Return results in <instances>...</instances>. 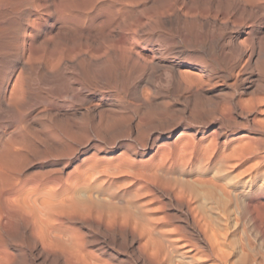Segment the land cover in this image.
<instances>
[{"label":"rangeland","instance_id":"1","mask_svg":"<svg viewBox=\"0 0 264 264\" xmlns=\"http://www.w3.org/2000/svg\"><path fill=\"white\" fill-rule=\"evenodd\" d=\"M33 1L0 31L33 159L0 264H263L264 0Z\"/></svg>","mask_w":264,"mask_h":264},{"label":"bare ground","instance_id":"2","mask_svg":"<svg viewBox=\"0 0 264 264\" xmlns=\"http://www.w3.org/2000/svg\"><path fill=\"white\" fill-rule=\"evenodd\" d=\"M39 1H41V0H39ZM48 1V0H47ZM59 1V0H58ZM63 1V0H62ZM61 1V3H60V1H59V3L61 4V8H63L64 6V4H62L63 2ZM70 0H68V2H69ZM72 1V0H71ZM244 1V0H243ZM262 1V0H261ZM53 2V1H52ZM73 2H75V0H73ZM37 2L36 1H33V0H0V31H1V29L2 30H6L5 31V33L7 32V30H8V27L9 26H11L12 27V23L15 21H13V18H14V15H20L21 16V19L22 20H20L21 22L23 21V22H25V20H26V22H28V24H30L31 26H34V25H38V24H36L37 23V21L36 20H30L28 17H29V14L31 13V10L35 7V4H36ZM57 3V2H56ZM70 3V2H69ZM72 3V2H71ZM45 4H47V3H45ZM60 4H59V6H60ZM74 4H76V3H74ZM244 4H246V3H244ZM244 4L242 5L243 6V8L245 9V7H244ZM257 4V3H256ZM264 4V3H263ZM37 5V7H39L38 6V4H36ZM73 5V4H72ZM248 5V4H247ZM252 5V4H251ZM40 6H42V5H40ZM49 6H51V5H49ZM49 6H46L47 7V9L49 8ZM238 7L239 6H241V5H237ZM253 6V9L255 8L254 7V5H252ZM252 6H250V7H252ZM46 7H45V10H46ZM70 8H71V6H69ZM52 8V7H51ZM50 8V9H51ZM56 8H58V7H56ZM75 8V7H74ZM241 8V7H240ZM247 8V7H246ZM257 8V7H256ZM40 9V8H39ZM44 9V8H43ZM55 9V8H54ZM66 9V8H65ZM248 9V8H247ZM251 10H253L252 8H250ZM45 10L44 11H41V12H43V13H46L45 12ZM68 10V9H67ZM239 10V9H238ZM256 10V9H255ZM48 11V10H47ZM50 11V10H49ZM49 11L47 12V13H49ZM51 11H53V10H51ZM264 11V10H263ZM60 12H61V9H60ZM65 12V14H63V15H66L67 16V13H66V10L64 11ZM63 12V13H64ZM253 12V11H252ZM56 13H58V12H56L55 11V14ZM71 13V12H70ZM259 12H257V14H258ZM61 14V13H60ZM69 14V13H68ZM72 14V13H71ZM259 14H262L261 13V11H260V13ZM57 15V14H56ZM59 15V14H58ZM48 16V15H47ZM51 16V15H50ZM73 16V15H72ZM72 16L70 17V18H72ZM26 17L28 18V19H26ZM58 17V16H57ZM264 17V16H263ZM33 18V17H32ZM64 19H65V17H63ZM67 19H69V18H67ZM80 19V18H79ZM16 21H17V19H16ZM19 22V21H18ZM21 22L20 23H18L17 25H21ZM69 22V21H68ZM66 23V22H65ZM39 24H41V22H39ZM68 24V23H67ZM72 25V24H71ZM14 26V25H13ZM22 26V25H21ZM23 29H24V24H23ZM37 27V26H36ZM38 28V27H37ZM36 28V29H37ZM13 27L9 30V32H13ZM22 29V28H21ZM4 31H2V33H3ZM33 32H35V30L33 31ZM33 32H31V33H33ZM2 33H0V34H2ZM6 34H8V32L6 33ZM3 35H5V34H3ZM8 35H11L10 37H15V36H13V34L12 33H9ZM7 35V36H8ZM26 35V34H25ZM19 36V35H18ZM28 36V35H27ZM0 37H2V35H0ZM5 38L4 39H6V41L4 42L3 41V43H6L5 45H4V47L3 48H5L6 47V50H8V53H10L11 52V54H12V51H9V49H12L13 50V47H10L9 48V44L11 43L10 41L12 40V39H10V37H6V36H4ZM25 37V36H24ZM3 38V37H2ZM16 38V37H15ZM3 39V40H4ZM19 39H21L20 37H19ZM18 39V40H19ZM30 39V38H29ZM1 40V39H0ZM14 40V39H13ZM12 40V42L14 43V41H17L16 39L13 41ZM3 43H2V41H1V43L0 44H2L3 45ZM12 45V44H11ZM10 45V46H11ZM4 51H5V49H4ZM243 52V51H242ZM7 53V52H6ZM7 53V54H8ZM6 55V54H5ZM4 56V55H3ZM6 58V57H5ZM7 58H8V56H7ZM10 58H11V56H10ZM8 74V73H7ZM11 74H13V73H11ZM9 77V76H8ZM11 78V77H10ZM16 78V77H15ZM18 78V77H17ZM17 78L16 79H14V82L13 83H15V80H17ZM9 79V78H8ZM20 79H21V77H20ZM5 80H6V78H5ZM10 80V79H9ZM16 82H19V81H16ZM167 82V81H166ZM13 83H11V85L13 84ZM18 84V83H17ZM20 84V83H19ZM0 86H2V85H0ZM1 88V87H0ZM7 88V87H6ZM11 88V87H10ZM14 88H16V85L14 84ZM5 90V89H4ZM2 91V90H1ZM8 91V90H7ZM15 92H16V90H15ZM6 93V92H5ZM8 93V92H7ZM11 93H12V95H14V91H13V89H12V92H10V97H11V99H10V102H11V100H13V96L11 95ZM20 93V92H19ZM0 94H1V92H0ZM19 95V94H18ZM18 95H17V97H18ZM21 95V94H20ZM1 98H2V96H1ZM0 98V99H1ZM19 98H20V96L18 97V98H16L17 100H19ZM7 99V98H6ZM21 99V98H20ZM2 100V99H1ZM5 99L3 98V101H4ZM6 101V100H5ZM20 101V100H19ZM8 102V101H7ZM10 102H9V104H10ZM13 102V101H12ZM12 102H11V105H13V107H14V102H13V104H12ZM16 102V101H15ZM1 104H3V103H1ZM0 104V105H1ZM8 104V105H9ZM6 105V104H5ZM3 106V105H2ZM1 107V106H0ZM3 108H5V107H3ZM17 108V107H16ZM8 109V108H7ZM17 110H18V108H17ZM263 111V110H262ZM9 112V111H8ZM16 112V111H15ZM19 112V111H18ZM20 113V112H19ZM19 113H17V114H19ZM23 113V112H22ZM22 115V114H21ZM22 117V116H21ZM25 120V119H24ZM23 121V120H22ZM24 123V122H23ZM25 124V123H24ZM23 125V124H22ZM26 125V124H25ZM58 126V125H57ZM26 127H27V125H26ZM54 127H56L55 125H54ZM23 128H25V126H23ZM16 130H17V128H16ZM21 130V129H20ZM58 130H59V128H58ZM5 132V131H4ZM12 132V131H11ZM25 132H26V130H25ZM57 133H59V132H57ZM21 134V133H20ZM32 134H34V133H32ZM31 134V135H32ZM9 135V134H8ZM7 135V136H8ZM11 135V134H10ZM35 135V134H34ZM38 134H36V136H37ZM2 136V135H1ZM0 136V229H1V225H2V223H5L4 221L6 220V226L7 227H9L8 226V224L7 223H9V224H12V220H14V219H12L13 217H15V214H16V212H17V209H16V212L14 211V215H13V217H11V216H9L8 217V214H9V209H8V207H10V205H8V202H9V200L11 199V201H12V198H11V196L10 195H18L19 193H21L22 191V189L23 188H21V187H24L25 186V184H26V182H28V176L27 175H24L23 174V171H24V168H25V165H26V160L27 159H30V158H27V145H26V141L25 140H23V138H21L22 140H20V141H18V140H15V139H13V138H11V136L9 137L10 139H11V141H6L5 140V136L4 137H1ZM24 137V136H23ZM35 137V136H34ZM38 137V136H37ZM37 137H36V139H37ZM40 137V136H39ZM4 138V139H3ZM17 138H18V136H17ZM13 139V140H12ZM39 139H41V138H39ZM29 140V139H28ZM27 140V141H28ZM30 142V141H29ZM42 143H43V141H42ZM28 144H30V143H28ZM53 144V143H52ZM31 145H32V142H31ZM55 145V144H54ZM33 146H35V145H33ZM20 147V148H19ZM29 147V146H28ZM51 147H52V145H51ZM56 147V146H55ZM31 149V151H33L32 150V147L31 148H29L28 150H30ZM35 149H36V147H35ZM38 149H40V148H38ZM51 149V148H50ZM35 152V151H34ZM31 153V152H30ZM32 154H33V152H32ZM34 154H36V153H34ZM33 154V155H34ZM37 154H39V153H37ZM28 155H30V154H28ZM30 157V156H29ZM32 157V156H31ZM32 160L33 159H31V161L30 160H27V161H30V162H32ZM56 160V159H55ZM54 162V164H55V161H53ZM57 163V162H56ZM28 164H30V163H28ZM53 165V164H52ZM31 166V165H30ZM29 166V167H30ZM56 169V168H55ZM40 173V172H39ZM44 173V172H43ZM51 173V172H50ZM25 176V177H23V176ZM43 176V175H42ZM31 178V177H30ZM42 179V178H41ZM51 179V181H53L52 180V177L50 178ZM49 179V180H50ZM55 180V179H54ZM57 180V179H56ZM55 180V182H57ZM45 181V180H44ZM43 181V182H44ZM43 182H41V183H43ZM46 182V181H45ZM59 182V181H58ZM75 183V182H74ZM36 184H37V182H36ZM39 184V183H38ZM52 184L53 185H55L56 183H54V181L52 182ZM57 185H60V184H57ZM56 186V185H55ZM54 187V186H53ZM58 188V187H57ZM55 191V190H54ZM58 192V191H57ZM57 192L55 193V194H57ZM25 192H23V194H24ZM23 194H21V195H23ZM240 194V193H239ZM238 194V195H239ZM9 197H10V199H9ZM21 198V197H20ZM16 199L18 200L19 199V197H16ZM55 199V198H54ZM42 200V199H41ZM43 200H47V202H48V199H43ZM10 201V202H11ZM13 202H14V200L12 201V203H10V204H13ZM18 202V201H17ZM20 202V201H19ZM23 202V201H22ZM30 202V201H29ZM52 202V201H51ZM55 202V201H54ZM17 204V203H16ZM23 204H24V202H23ZM30 205L32 204V203H29ZM48 204H49V202H48ZM54 204V203H53ZM14 205V204H13ZM12 205V206H13ZM52 205V204H51ZM51 205L48 207V208H50L51 207ZM55 205H56V202H55ZM11 206V208H14V207H12ZM27 206H28V203H27ZM54 206V205H53ZM17 207V206H16ZM15 207V208H16ZM31 207H32V205H31ZM56 207V206H55ZM15 208L13 209V210H15ZM33 208V207H32ZM39 208H40V206H39ZM38 208V209H39ZM34 209V208H33ZM256 209V208H255ZM44 210H47V209H44ZM11 211H12V209H11ZM24 211H25V208H24ZM33 211V210H32ZM25 212H27V210L25 211ZM13 213V212H12ZM32 214V213H31ZM42 214H44V213H42ZM11 215V214H10ZM18 215V214H17ZM23 215V214H22ZM27 215H29V213L27 212ZM250 215V214H249ZM257 215V214H256ZM35 216H36V214H35ZM7 217L8 218H10L11 217V223H10V220H8L7 219ZM24 217V216H23ZM38 217V216H37ZM19 218V217H18ZM32 218H33V216H32ZM31 218V219H32ZM34 219H35V217H34ZM253 219V218H252ZM252 219H250V221L252 220ZM7 220H8V222H7ZM23 220H24V218H23ZM41 220V219H40ZM44 220V219H43ZM21 221V220H20ZM38 221V220H37ZM36 221V222H37ZM262 221V220H261ZM28 222V221H27ZM34 222V221H33ZM36 222H34L35 223V225H37V223ZM4 224V225H5ZM4 225H2V227H4ZM20 225V224H19ZM43 225V224H42ZM256 225V224H255ZM262 225V224H261ZM264 225V224H263ZM18 226V225H17ZM32 227L34 226V225H31ZM43 226H45V224L43 225ZM40 227V226H39ZM46 227V226H45ZM4 228H6V227H4ZM10 228H13V227H9V229ZM35 228V227H34ZM48 228V227H47ZM46 228V229H47ZM19 229V228H18ZM29 229H31L30 228V226H29ZM29 229H27L28 231L27 232H29ZM45 229V228H44ZM5 230V229H4ZM35 230H37L38 231V229H35ZM264 230V229H263ZM262 230V231H263ZM1 231H2V229H1ZM6 232L7 231H11V229L10 230H5ZM20 231V230H19ZM34 231V230H33ZM259 231V230H258ZM5 232V233H6ZM23 232V231H22ZM24 232H26V230L24 231ZM30 232H31V230H30ZM41 232H42V230H41ZM45 232V231H44ZM10 233V232H9ZM31 233H34V232H31ZM30 233V234H31ZM37 233V232H36ZM37 234H39V233H37ZM264 234V233H263ZM34 235V234H33ZM40 235H42V233L40 234ZM258 235H261L260 233L258 234ZM32 236V235H31ZM35 236H37V235H35ZM35 236H33V238L35 237ZM3 237V236H2ZM2 237H0V239L2 238ZM262 238H264V235H263V237ZM5 239V238H4ZM4 239H3V241H4ZM37 239H39V238H37ZM2 240V239H1ZM40 240V239H39ZM2 241V242H3ZM38 241V240H37ZM41 241V240H40ZM260 241H262L261 239H260ZM36 242V241H35ZM261 243V242H260ZM47 245V244H46ZM49 245V244H48ZM264 245V244H263ZM219 247V246H218ZM219 251V250H218ZM10 252V251H9ZM223 252V251H222ZM223 254H224V252H223ZM247 254V253H246ZM248 255H249V253H248ZM264 255V254H263ZM227 256H228V254H227ZM227 256H225V257H227ZM254 256V255H253ZM255 256H257V255H255ZM224 257V258H225ZM229 257V256H228ZM257 258V257H256ZM259 258V257H258ZM226 260H228V259H226ZM254 260V259H253ZM225 260H223V262H224ZM264 261V260H263ZM255 262V261H254ZM258 262V261H257ZM259 263V262H258ZM225 264V263H224ZM228 264V263H227ZM230 264V263H229ZM252 264V263H251ZM257 264V263H256ZM260 264H262V263H260ZM263 264H264V262H263Z\"/></svg>","mask_w":264,"mask_h":264}]
</instances>
